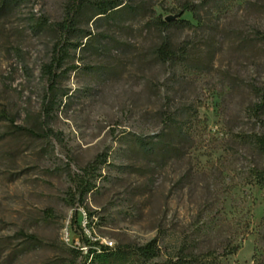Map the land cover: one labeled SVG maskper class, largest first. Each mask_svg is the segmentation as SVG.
<instances>
[{
    "label": "rangeland",
    "instance_id": "1",
    "mask_svg": "<svg viewBox=\"0 0 264 264\" xmlns=\"http://www.w3.org/2000/svg\"><path fill=\"white\" fill-rule=\"evenodd\" d=\"M67 1L17 0L0 18V110L14 120L0 121V264H141L153 239L148 262L184 247L264 264V0H120L130 8L84 27L46 111L41 67ZM97 156L79 200L74 176ZM74 213L108 249L77 253Z\"/></svg>",
    "mask_w": 264,
    "mask_h": 264
},
{
    "label": "trees",
    "instance_id": "2",
    "mask_svg": "<svg viewBox=\"0 0 264 264\" xmlns=\"http://www.w3.org/2000/svg\"><path fill=\"white\" fill-rule=\"evenodd\" d=\"M16 1L17 0H1L0 18L11 9ZM127 8L130 7L123 5L120 0H68L65 3L61 20L54 24L56 39L52 44L49 59L41 67L42 76L45 77L47 83L44 110L48 111L50 103L54 101L57 84L61 76L65 75L70 69L76 68L75 66L63 67L65 61L69 57L70 50L83 49L85 46L89 45L92 34L84 27L89 23H94L99 17L116 15ZM182 9L193 12L194 6L189 3H184ZM172 23H174V21L166 22L161 20V18L156 20V24H158L159 27H166ZM83 39L86 40L85 43L82 42ZM156 56L159 60L166 62L172 60L175 57V53L170 49L166 41H162L156 50ZM50 94H52L53 98L47 101ZM261 98V104H264V90L261 94ZM258 107L261 106L259 105ZM2 120H7L11 124L14 122L5 111L0 110V121ZM252 142L258 151L264 155V135L252 136ZM99 160V156H97L92 162L81 168L79 173L75 174L74 187L75 191L79 194V200L91 189L92 177L97 169ZM255 174L260 180H264V169L256 170ZM72 224L78 231V239L81 246L85 247L84 251L80 247L77 248L78 254L81 255L84 252L90 255L94 252L101 253L103 250L108 249L107 246H101L96 241L89 242L87 240L78 225L76 213L72 216ZM96 247L97 249H95ZM135 251L137 255L142 257L141 264H217L211 252L194 254L192 252H187L184 247H180L174 256L164 261L148 262V260L158 255L154 239L142 246L136 247ZM235 251L236 247H233L225 252V254H233Z\"/></svg>",
    "mask_w": 264,
    "mask_h": 264
},
{
    "label": "built area",
    "instance_id": "3",
    "mask_svg": "<svg viewBox=\"0 0 264 264\" xmlns=\"http://www.w3.org/2000/svg\"><path fill=\"white\" fill-rule=\"evenodd\" d=\"M107 245H109V246H111L112 245V243L111 242H108V243H106ZM80 248L81 249H83V251L85 250V247L84 246H80Z\"/></svg>",
    "mask_w": 264,
    "mask_h": 264
},
{
    "label": "water",
    "instance_id": "4",
    "mask_svg": "<svg viewBox=\"0 0 264 264\" xmlns=\"http://www.w3.org/2000/svg\"><path fill=\"white\" fill-rule=\"evenodd\" d=\"M169 19H171V18H167V20H169Z\"/></svg>",
    "mask_w": 264,
    "mask_h": 264
}]
</instances>
